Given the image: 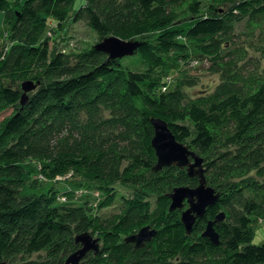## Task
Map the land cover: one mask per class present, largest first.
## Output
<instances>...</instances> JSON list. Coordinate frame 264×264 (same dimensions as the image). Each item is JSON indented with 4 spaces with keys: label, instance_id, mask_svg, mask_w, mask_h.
Returning <instances> with one entry per match:
<instances>
[{
    "label": "trees",
    "instance_id": "obj_1",
    "mask_svg": "<svg viewBox=\"0 0 264 264\" xmlns=\"http://www.w3.org/2000/svg\"><path fill=\"white\" fill-rule=\"evenodd\" d=\"M9 1L0 0L9 43L0 78L10 80L34 66L38 76L31 78L43 82H36L21 105L22 91L13 79L0 80V111L11 110L0 123V264H59L79 248L75 236L95 229L100 252H89L80 264H264V242L250 244L251 218L264 219V82L230 76L218 39L234 21L264 18V0H241L228 11L209 5L205 13L192 0L188 17L175 11L187 0H84L75 11L74 21L85 20L99 42L109 36L138 40L135 56L145 61L155 53L179 51L178 39L207 41L203 53L223 82L212 94L190 100L181 89L190 84L151 97L145 73L126 69L125 58L108 60L94 46L74 57L50 48L47 20L72 12L75 0H21L18 8H9ZM152 117L164 120L176 140L203 159L207 185L219 194L190 235L173 214L178 210L168 212L169 193L161 192L152 210L144 198L125 204L113 228L93 216L87 203L70 204V192H64L65 204L57 202L54 188L21 196L26 161L42 163L45 176L72 173L78 188L99 184L103 193L112 183L155 184L162 191L163 186L196 187L197 178H189L185 169L152 172ZM106 195L103 200L110 203ZM219 213L224 218L214 225L219 244L213 246L202 233ZM147 225L156 235L144 247L124 242L122 233Z\"/></svg>",
    "mask_w": 264,
    "mask_h": 264
},
{
    "label": "rangeland",
    "instance_id": "obj_2",
    "mask_svg": "<svg viewBox=\"0 0 264 264\" xmlns=\"http://www.w3.org/2000/svg\"><path fill=\"white\" fill-rule=\"evenodd\" d=\"M201 8L202 12H206L209 5L216 6L220 10L228 11L230 7L241 0H196ZM192 0H187L181 4L178 8H175L178 16L188 17L186 13V7ZM21 3V0H10L8 7L12 8ZM84 3V0H75L73 5V11L63 15L62 19L47 20L45 36L49 40L50 48L57 49L59 52L74 57L75 55L89 50L92 46L99 43V39L96 33L91 30L85 20L74 21L75 11ZM5 19L0 14V67L3 65V53L6 46L9 45L4 39V33L8 29V26L4 24ZM58 22H60L58 24ZM230 32V33H229ZM227 35L218 37L221 43L220 54L224 62L232 68V74L235 75V79L243 80L244 82L255 79L264 82V18L258 17L256 19H241L234 21L231 30ZM110 37V36H109ZM43 37L40 40H43ZM127 41V40H124ZM130 41V40H129ZM40 42V41H39ZM38 42V43H39ZM181 48L177 52L169 54L155 53L153 57L148 60H142L138 56L127 57L122 61L123 66L132 71L143 72L146 74V78L152 85L151 97H158L168 90H173L178 84H190L191 86H182L181 89L185 97L195 99L197 96L212 94L214 89L221 84V73L215 72V65L211 59L204 55L203 48L207 41L204 42H189L183 39H178ZM38 70L35 67L27 66L21 72L12 74L10 80L13 79L14 84L21 90V84L25 81H32L33 83L39 82L41 84L43 79L36 80L31 77L38 76ZM13 77V78H12ZM167 78L171 79V84L166 85ZM4 83H9V79L5 77L0 78ZM250 82V81H249ZM167 86V91L163 92V87ZM11 110L5 112L0 111V123L9 116ZM107 114V113H106ZM23 168L22 179L20 183L21 196H32L46 194L49 189L54 188L59 193H64L66 188L64 184L70 186L71 189H80L76 186L79 180L72 177L69 178L67 183L59 181L58 178H62L58 175L45 176L41 168L42 163H36L34 161H26L21 164ZM68 174V173H67ZM20 175V174H19ZM39 175H44L46 181H38ZM253 175V173H251ZM63 176V175H62ZM149 182L152 184L153 177L148 175ZM261 181V180H259ZM99 184L95 187L87 188V193L79 199V197L70 195L73 197V201L70 204L87 203V206L92 209L93 216H99L107 225L113 228L122 218L125 204L138 198H144L142 201L147 204V209L152 210L154 203L158 195L163 193H171L176 187L169 188L163 186L164 190H156L155 184L146 188L144 185H138L137 187L132 185H126L122 183L108 184L106 193L110 195V203H106L103 199L106 198V193H103L104 189L99 190ZM103 188V186H102ZM71 194V193H70ZM104 203V207H99L101 203ZM188 206L185 204V208ZM177 219H180L181 211L173 213ZM251 230H253L252 240L250 242L253 246H260L264 242V219L253 216L251 218ZM148 226V225H147ZM146 226H137L125 233H122L124 239L130 235L136 234L141 228ZM88 233L94 238H101L99 230L95 229L88 231ZM101 246V242H100ZM70 255V254H68ZM64 257L59 264H63ZM44 255H42L43 257ZM38 255H32L31 259H36ZM84 264V263H82Z\"/></svg>",
    "mask_w": 264,
    "mask_h": 264
},
{
    "label": "water",
    "instance_id": "obj_3",
    "mask_svg": "<svg viewBox=\"0 0 264 264\" xmlns=\"http://www.w3.org/2000/svg\"><path fill=\"white\" fill-rule=\"evenodd\" d=\"M139 46L138 40L123 41L115 36H110L94 45V48L105 54L108 60H116L136 55ZM38 85L32 81H25L21 84V105L25 104L28 94L35 91ZM150 124L153 128L151 148L156 157L152 172L157 173L163 168L175 167L185 169L189 178L198 180V184L194 188L179 186L167 195L170 200L168 212L181 211L180 222L185 233L190 235L195 222L203 218L207 208L217 203L219 194L207 185L204 177L203 159L187 146L178 142L164 120L152 117ZM185 204L188 207L184 209ZM223 218V213H219L213 221L207 223L202 233V237L207 238L213 246L219 244V237L214 225L223 221ZM155 235L156 230L146 226L136 234L126 237L124 242L133 244L136 249H140ZM74 242L79 245V248L68 255L63 264H80L89 252L93 255H98L100 252L99 238L92 237L88 232L75 236Z\"/></svg>",
    "mask_w": 264,
    "mask_h": 264
},
{
    "label": "built area",
    "instance_id": "obj_4",
    "mask_svg": "<svg viewBox=\"0 0 264 264\" xmlns=\"http://www.w3.org/2000/svg\"><path fill=\"white\" fill-rule=\"evenodd\" d=\"M165 84L166 85L171 84V79L167 78V80L165 81ZM165 91H167V86L163 87V92H165ZM40 168L42 169L41 166L39 167V169ZM60 177H62V178H58L59 181H63L64 183H67L68 182L67 180L72 177V173H68V174H65V175L60 176ZM38 178H39L38 181H40V182H42L44 180L46 181V178L44 175H39ZM64 186H65L67 192H70L73 196H76L79 198L83 197L87 193V189H85V188H80V189L75 190V189H71L70 186L67 184H64ZM64 195H65L64 193H59V195L57 196V202L58 203H62V204L67 203L66 197Z\"/></svg>",
    "mask_w": 264,
    "mask_h": 264
}]
</instances>
